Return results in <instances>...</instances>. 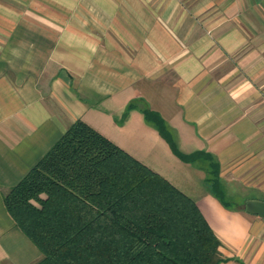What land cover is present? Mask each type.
<instances>
[{"label": "crops", "instance_id": "obj_1", "mask_svg": "<svg viewBox=\"0 0 264 264\" xmlns=\"http://www.w3.org/2000/svg\"><path fill=\"white\" fill-rule=\"evenodd\" d=\"M146 108L183 153L214 157L228 205ZM78 120L196 201L221 264H264L246 209L264 201V0H0V264L43 258L4 193Z\"/></svg>", "mask_w": 264, "mask_h": 264}, {"label": "trees", "instance_id": "obj_2", "mask_svg": "<svg viewBox=\"0 0 264 264\" xmlns=\"http://www.w3.org/2000/svg\"><path fill=\"white\" fill-rule=\"evenodd\" d=\"M144 115L180 160L206 165L209 189L228 205L214 157L183 153L158 113L146 108ZM4 202L42 252L36 264L224 261L196 201L83 120L4 193Z\"/></svg>", "mask_w": 264, "mask_h": 264}, {"label": "water", "instance_id": "obj_3", "mask_svg": "<svg viewBox=\"0 0 264 264\" xmlns=\"http://www.w3.org/2000/svg\"><path fill=\"white\" fill-rule=\"evenodd\" d=\"M246 209L249 213L264 218V201H248Z\"/></svg>", "mask_w": 264, "mask_h": 264}, {"label": "rangeland", "instance_id": "obj_4", "mask_svg": "<svg viewBox=\"0 0 264 264\" xmlns=\"http://www.w3.org/2000/svg\"><path fill=\"white\" fill-rule=\"evenodd\" d=\"M205 167V166H204ZM205 169H206V167H205ZM207 170V169H206Z\"/></svg>", "mask_w": 264, "mask_h": 264}]
</instances>
